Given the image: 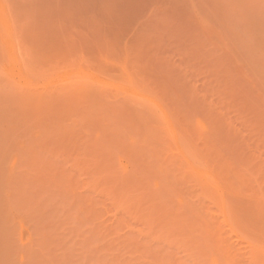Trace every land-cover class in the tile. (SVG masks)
<instances>
[{
    "label": "rangeland",
    "instance_id": "rangeland-1",
    "mask_svg": "<svg viewBox=\"0 0 264 264\" xmlns=\"http://www.w3.org/2000/svg\"><path fill=\"white\" fill-rule=\"evenodd\" d=\"M0 264H264V0H0Z\"/></svg>",
    "mask_w": 264,
    "mask_h": 264
}]
</instances>
